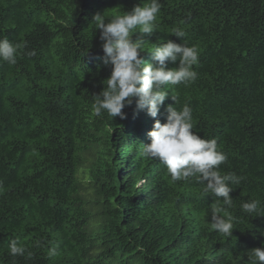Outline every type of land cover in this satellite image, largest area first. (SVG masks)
Listing matches in <instances>:
<instances>
[{
	"label": "trees",
	"instance_id": "obj_1",
	"mask_svg": "<svg viewBox=\"0 0 264 264\" xmlns=\"http://www.w3.org/2000/svg\"><path fill=\"white\" fill-rule=\"evenodd\" d=\"M148 2L0 0V37L26 43L16 64L0 60V264H251L247 251L264 246V213L241 208L258 199L264 209V0H160L157 30L133 39L195 45L197 79L172 86L177 103L166 97L156 118L135 102L125 119L96 117L111 66L92 18ZM185 103L193 131L227 155L221 175L242 177L230 237L210 227L222 198L141 155L154 119ZM12 240L24 256L9 255Z\"/></svg>",
	"mask_w": 264,
	"mask_h": 264
},
{
	"label": "clouds",
	"instance_id": "obj_2",
	"mask_svg": "<svg viewBox=\"0 0 264 264\" xmlns=\"http://www.w3.org/2000/svg\"><path fill=\"white\" fill-rule=\"evenodd\" d=\"M160 0H149L144 5H135L124 14L105 17L96 13L92 21L95 30H100L99 39L104 52L102 62L111 66L110 75L103 80V89L94 94L92 112L100 117L103 112L113 119H125L123 109L135 102L137 110L156 118L166 97L177 103L176 96L171 94L172 86H185L197 79L194 66L199 63V49L185 42L172 40L152 44V48H144L145 40L141 37L133 39V33L151 35L157 30L156 19L161 10ZM171 34L185 40L186 32L179 26ZM26 43L13 44L6 36L0 37V60L14 65L21 49ZM152 53L154 62H146L141 53ZM34 56V50L26 53ZM178 61V66L167 67V63ZM167 116L164 123L154 119L151 130L147 133L150 142L141 143V155L146 158L159 159L167 167L173 181H187L195 178L203 187V195L213 194L222 198L210 206V227L225 237H230L234 228L235 217L226 211L233 207L230 192L231 185H239L242 177L234 173L221 175L219 166L227 161V155L218 149L215 139H205L193 131L192 109L185 103L181 108L167 105ZM260 200L253 199L241 205L243 212L260 215ZM26 248L12 240L9 244V255L24 256ZM54 254V253H52ZM31 254L29 253V256ZM251 264H264V246L247 251Z\"/></svg>",
	"mask_w": 264,
	"mask_h": 264
}]
</instances>
